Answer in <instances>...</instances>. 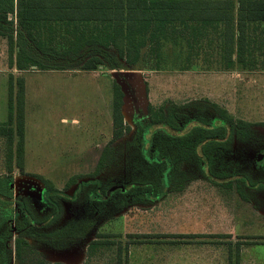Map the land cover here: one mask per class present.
I'll list each match as a JSON object with an SVG mask.
<instances>
[{"label": "rangeland", "instance_id": "obj_1", "mask_svg": "<svg viewBox=\"0 0 264 264\" xmlns=\"http://www.w3.org/2000/svg\"><path fill=\"white\" fill-rule=\"evenodd\" d=\"M5 3L14 11L0 27V121L9 117L8 80L25 78L32 155L27 176L12 173L18 218L8 264H119L120 253L123 264H264V192L251 188L264 177L247 155L264 148V67L228 71L216 44L190 51L175 39L162 40L152 64L128 66L100 43L46 55L28 40L18 0ZM37 28L44 48L76 49L64 24ZM19 44L55 70L11 69ZM95 56L103 68L81 70ZM114 82L125 92L117 140L110 136ZM214 120L225 125L215 130ZM203 129L216 136L198 144ZM8 145L0 137V178L8 176Z\"/></svg>", "mask_w": 264, "mask_h": 264}, {"label": "trees", "instance_id": "obj_2", "mask_svg": "<svg viewBox=\"0 0 264 264\" xmlns=\"http://www.w3.org/2000/svg\"><path fill=\"white\" fill-rule=\"evenodd\" d=\"M18 4L23 10L20 23L28 33V40L39 43L42 53L46 55L52 53L67 57L78 54L84 46L100 43L116 50L119 58L128 66H135L141 60L152 64V57L154 53H159L162 40L175 39L177 45H187L190 51L200 49L202 45L212 47L216 44L217 50L222 54L225 70L228 71L236 65L249 71H259L264 67V62L256 59L257 52L264 55V0H18ZM9 11H14L9 8V4H0V27L8 20ZM40 24H64L71 28L72 31L69 32L74 40L69 38L68 43L76 49L60 53L53 48H44L43 43L38 41L37 27ZM87 31L98 32V35L88 38ZM0 35L2 36L1 32ZM9 41L11 48H14L13 36ZM148 47L150 52L146 51L147 59L144 60L142 50ZM16 49V58L13 54L10 55L11 69L16 68L20 72L34 67L38 71L55 70L34 59L22 44ZM159 61L157 67L161 62ZM103 64L101 58L95 56L81 70L96 71ZM190 67L187 66L184 70L188 71ZM9 80V120L6 124H0V137L9 138L6 167L8 178H0V264H8L6 244L12 237V224L18 218L12 173L17 168L25 175L26 80H14L13 75ZM113 91V139L117 140L125 132L121 110L124 93L116 82ZM162 121L163 115L154 125H162ZM239 124L249 126L245 122ZM159 131L162 133V130ZM207 131L205 139L202 138L198 144L215 138L216 135L211 136ZM76 184L77 182L72 186ZM25 211L29 212L27 206ZM26 219L30 223L29 218ZM50 221L46 219L44 224ZM7 226L9 228L6 229ZM23 243L22 240L17 243L18 258H21ZM95 244L96 241L91 247ZM118 260L119 264H123L122 253ZM128 261L126 260V264Z\"/></svg>", "mask_w": 264, "mask_h": 264}, {"label": "flooded vegetation", "instance_id": "obj_3", "mask_svg": "<svg viewBox=\"0 0 264 264\" xmlns=\"http://www.w3.org/2000/svg\"><path fill=\"white\" fill-rule=\"evenodd\" d=\"M217 120H214L213 121V126L215 127V124H216V128H214L215 130L218 129V127H221L223 125H225V122L224 120H220V124L217 125L216 123ZM248 157H251V159L255 162L254 164V171H256L258 173V175L260 174L261 176L264 177V148H261L258 150V153L254 154V152H249L248 154ZM246 182H248L246 179H245ZM253 184V182H251ZM259 183V184H258ZM256 183L255 186H251V188H259L260 187V191L261 192H264V182H258ZM29 193L33 196L34 192H30ZM45 201L49 198V197H45ZM23 211V210H22ZM24 212V211H23ZM23 218H28V215L27 213L24 212V217ZM27 221V222H26ZM24 223H29L28 219L25 220Z\"/></svg>", "mask_w": 264, "mask_h": 264}, {"label": "crops", "instance_id": "obj_4", "mask_svg": "<svg viewBox=\"0 0 264 264\" xmlns=\"http://www.w3.org/2000/svg\"><path fill=\"white\" fill-rule=\"evenodd\" d=\"M189 72V71H188ZM26 80V79H25ZM113 89H114V86H113ZM114 92V91H113ZM114 94V93H113ZM112 94V92H111V101L109 102L110 103V113H111V115H110V126H111V137L113 136V117H112V113H113V97H114V95ZM8 100H9V80H8ZM27 102H28V96H27V83H26V124H25V145H24V148H25V158H24V165L26 166L27 165V160L30 158V157H32V155H29L28 153H31V151L29 150V148H28V146H29V127L27 126V108H28V104H27ZM8 107H9V102H8ZM8 120H9V117H8ZM8 120L7 121H0V124L1 123H7L8 122ZM62 121H64V123H66V119H62ZM29 157V158H28ZM24 176H27V175H24ZM41 191V190H40ZM43 192V191H42ZM210 262V263H209ZM208 263L209 264H216V261H210V259H208Z\"/></svg>", "mask_w": 264, "mask_h": 264}, {"label": "water", "instance_id": "obj_5", "mask_svg": "<svg viewBox=\"0 0 264 264\" xmlns=\"http://www.w3.org/2000/svg\"><path fill=\"white\" fill-rule=\"evenodd\" d=\"M101 69L103 68L102 66L100 67ZM122 92L124 93V95H125V92H124V90H122ZM123 102H124V98H123ZM124 107V106H123ZM12 188H14V185H12ZM42 192V191H41ZM41 195H42V193H41Z\"/></svg>", "mask_w": 264, "mask_h": 264}]
</instances>
